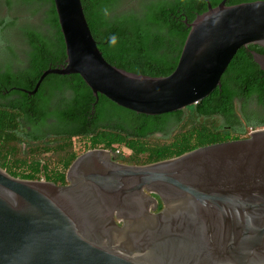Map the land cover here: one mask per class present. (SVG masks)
Wrapping results in <instances>:
<instances>
[{"label": "water", "instance_id": "obj_1", "mask_svg": "<svg viewBox=\"0 0 264 264\" xmlns=\"http://www.w3.org/2000/svg\"><path fill=\"white\" fill-rule=\"evenodd\" d=\"M64 60L36 78L77 75L91 92L145 116L180 111L220 86L244 48L264 74V0L206 9L187 29L164 77L109 65L80 0H51ZM65 185L0 169V264H264V129L151 164L124 165L92 149ZM157 200L161 209L156 211ZM156 211V212H155Z\"/></svg>", "mask_w": 264, "mask_h": 264}, {"label": "trees", "instance_id": "obj_2", "mask_svg": "<svg viewBox=\"0 0 264 264\" xmlns=\"http://www.w3.org/2000/svg\"><path fill=\"white\" fill-rule=\"evenodd\" d=\"M16 1L29 15H39V25L20 30L22 72L5 71L11 85L31 90L42 70L63 63V44L51 0ZM207 1L214 7L219 0ZM248 1L253 0L225 4ZM4 4L9 7L11 1ZM80 5L102 58L118 69L149 77L172 72L187 33L182 21L188 23L205 11L204 0H80ZM14 25V20H0V34ZM0 98L7 100L0 103V169L21 180H37L42 172L55 185L66 184L64 173L78 156L75 139L84 141L85 151L101 149L111 152L117 163L142 165L244 139L249 130L264 128V74L244 48L230 60L219 88L173 113L145 116L100 95L95 101L77 75H47L32 97L0 91ZM50 164L55 167L48 169ZM160 209L157 200L156 211Z\"/></svg>", "mask_w": 264, "mask_h": 264}, {"label": "rangeland", "instance_id": "obj_3", "mask_svg": "<svg viewBox=\"0 0 264 264\" xmlns=\"http://www.w3.org/2000/svg\"><path fill=\"white\" fill-rule=\"evenodd\" d=\"M11 4L7 7L4 4V0H0V20L11 21L14 20L15 25L12 29L7 30L0 34V56L5 55L7 48H10L13 52L18 53L23 49V37L20 30L25 27H35L39 25V15L31 16L26 8L21 7L16 0H10ZM21 59V58H18ZM159 135H156L158 137ZM74 150L79 154L83 153L86 148L84 141L81 139H75L73 141ZM127 155L126 152L123 153ZM55 166L50 164L48 169Z\"/></svg>", "mask_w": 264, "mask_h": 264}, {"label": "flooded vegetation", "instance_id": "obj_4", "mask_svg": "<svg viewBox=\"0 0 264 264\" xmlns=\"http://www.w3.org/2000/svg\"><path fill=\"white\" fill-rule=\"evenodd\" d=\"M207 1V0H206ZM220 1V0H219ZM218 1V2H219ZM254 1V0H253ZM208 2V1H207ZM217 2V3H218ZM209 3V2H208ZM205 4V2H204ZM210 5V3H209ZM211 6V5H210ZM32 8V7H31ZM30 8V9H31ZM205 9H206V4H205ZM37 15V14H36ZM35 16V15H34ZM37 25L33 28L37 29ZM42 30V29H41ZM43 31V30H42ZM23 56H24V53L21 49V51H19L18 53H15V52H12V53H6L5 55L3 56H0V91L1 93L6 96L9 92H17V93H20V94H23V95H26L24 94L23 92H21L20 90H26L22 87H19V86H16V85H11V77L8 76L6 74V68L8 67V69L11 71V74L12 75H15L17 73H21L22 70H23ZM18 58H21V59H18ZM43 71V70H42ZM40 86V85H39ZM39 86L36 90V92L38 93V89H39ZM27 91H30V90H27ZM36 92L32 95L34 96L36 94ZM27 96V95H26ZM32 96H28V97H32ZM7 100L5 99H1L0 98V103L2 102H5ZM55 101V100H53ZM235 102V101H234ZM248 107H252V106H248ZM88 151V150H87ZM113 157V155H112ZM114 158V157H113ZM41 172V171H40ZM64 180H65V173H64ZM37 181L38 182H49L47 181L44 176L42 175V172L41 173H37ZM52 183V182H51ZM156 212V211H155Z\"/></svg>", "mask_w": 264, "mask_h": 264}, {"label": "built area", "instance_id": "obj_5", "mask_svg": "<svg viewBox=\"0 0 264 264\" xmlns=\"http://www.w3.org/2000/svg\"><path fill=\"white\" fill-rule=\"evenodd\" d=\"M263 129H264V128H263ZM252 131H254V130H249L248 133H250V132H252ZM115 153H117V151H115Z\"/></svg>", "mask_w": 264, "mask_h": 264}]
</instances>
